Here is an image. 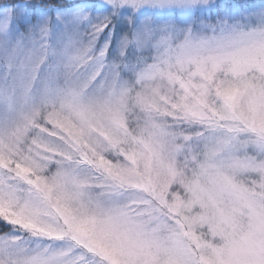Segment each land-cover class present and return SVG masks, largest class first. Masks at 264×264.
Segmentation results:
<instances>
[{
    "label": "snow or ice",
    "instance_id": "snow-or-ice-1",
    "mask_svg": "<svg viewBox=\"0 0 264 264\" xmlns=\"http://www.w3.org/2000/svg\"><path fill=\"white\" fill-rule=\"evenodd\" d=\"M0 264H264V0H0Z\"/></svg>",
    "mask_w": 264,
    "mask_h": 264
}]
</instances>
